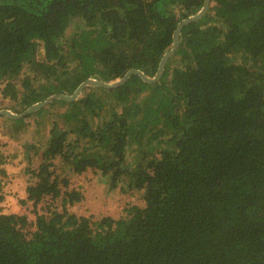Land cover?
I'll return each mask as SVG.
<instances>
[{
	"label": "trees",
	"instance_id": "1",
	"mask_svg": "<svg viewBox=\"0 0 264 264\" xmlns=\"http://www.w3.org/2000/svg\"><path fill=\"white\" fill-rule=\"evenodd\" d=\"M203 4L0 0V98L15 102L2 108L153 76ZM38 115L40 149L0 146V187L16 151L26 175L23 210L0 202V264H264V0H210L153 83L134 74L0 118ZM96 180L121 197L92 220Z\"/></svg>",
	"mask_w": 264,
	"mask_h": 264
},
{
	"label": "rangeland",
	"instance_id": "2",
	"mask_svg": "<svg viewBox=\"0 0 264 264\" xmlns=\"http://www.w3.org/2000/svg\"><path fill=\"white\" fill-rule=\"evenodd\" d=\"M70 30H68V33ZM15 104L13 100H9L8 98H0V108L11 106ZM56 108V107H55ZM55 108L50 109L49 111H54ZM63 111V110H60ZM13 112V111H12ZM23 112V111H22ZM43 117L41 115L36 116L35 118H31L29 120L28 125L16 124L8 121L5 118H0V146L3 143L5 138L15 139L17 140V145H21L23 142L28 143L31 142L39 147V142H41L42 128H43ZM40 122L38 124L37 122ZM17 150V146L14 148ZM22 153V152H21ZM14 157L10 158L11 163L5 166L7 170V174L4 176L5 178H9V181L0 187V195H3L2 200L0 201L3 206V211H15L21 212L23 210L20 198L23 194V188L25 186L26 175L21 172V164H23L22 155L18 154L16 151ZM18 154V155H17ZM20 161L22 163H20ZM129 163H132V159L128 160ZM95 183H99L98 180ZM100 183L93 186L92 189L88 190L87 201L85 202V206L83 209L88 210L90 213L88 216L93 220L97 213L101 209L112 210L117 206L119 197H121V190L109 191L108 185L102 186L100 190ZM99 186V187H98ZM125 191V190H123ZM123 198L130 197L129 191L123 192ZM132 198V197H131ZM81 209V210H83Z\"/></svg>",
	"mask_w": 264,
	"mask_h": 264
},
{
	"label": "water",
	"instance_id": "3",
	"mask_svg": "<svg viewBox=\"0 0 264 264\" xmlns=\"http://www.w3.org/2000/svg\"><path fill=\"white\" fill-rule=\"evenodd\" d=\"M209 5H210V0H204L203 7L199 12H197L195 15L189 16V17L181 20L177 24V26L173 32V37H172L173 42H172L171 48L169 51H167L162 56V58L159 62L157 71L155 72V74L153 76H147L142 71H140L139 69L131 68L122 77L117 78V79L112 80V81H108V82H105V81L99 80V79H95V78H87L86 80L82 81L75 88V90L72 92V94H70V95H65L62 93H55V94L48 96L47 98H45L43 100H40V101L32 104L31 106L26 108L23 112L15 113V112H12L10 110L3 108V109H0V115L6 116V117L12 118V119L21 118V117H24L25 115H27L31 112L36 111L39 108L45 106L46 104L50 103L54 99L73 101L78 97V95L81 93V91L87 87H101V88H106V89L115 88V87L123 84L129 78V76L134 75V74L137 75L138 77H140V79L142 81L147 82V83H153V82L157 81L164 71L166 61L168 60V58L170 56H172L174 54L175 50L177 49V46L179 43V36L181 35L182 28L185 25L192 23V22H196L200 18H202L206 14V12L208 11Z\"/></svg>",
	"mask_w": 264,
	"mask_h": 264
}]
</instances>
